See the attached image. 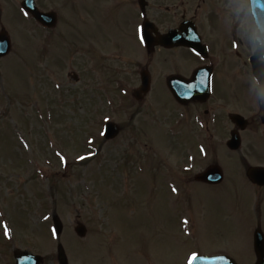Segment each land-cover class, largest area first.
Here are the masks:
<instances>
[{
    "label": "rangeland",
    "instance_id": "rangeland-1",
    "mask_svg": "<svg viewBox=\"0 0 264 264\" xmlns=\"http://www.w3.org/2000/svg\"><path fill=\"white\" fill-rule=\"evenodd\" d=\"M21 1L0 0V31L11 40L10 53L0 58V264H14L17 250L59 264L58 245L67 264H103L101 251L112 248L115 237L125 243L118 246L127 257L130 239L139 237V257L149 254L155 264H183L191 251L225 252L251 264L253 218L243 190L239 196L224 188L214 194L182 190L180 200L191 196L193 202L176 212L159 198L154 169L184 166V144L135 139L149 111L143 107L134 117L131 95L115 91L119 82L127 90L136 85L122 80L135 72L133 58L122 53L116 59L111 43L96 46L102 60L84 52L93 50L85 43L91 36L83 27L73 30L71 0H35L40 11L56 13L51 29L23 12ZM164 103L162 93L147 96L145 104L158 110L142 135L165 134L158 105ZM107 121L119 128L111 141L102 137ZM184 214L188 225L178 222ZM54 218L61 226L57 235ZM77 223L86 227L82 239L74 232ZM261 228L264 234V212ZM131 264H139L137 258Z\"/></svg>",
    "mask_w": 264,
    "mask_h": 264
},
{
    "label": "flooded vegetation",
    "instance_id": "flooded-vegetation-1",
    "mask_svg": "<svg viewBox=\"0 0 264 264\" xmlns=\"http://www.w3.org/2000/svg\"><path fill=\"white\" fill-rule=\"evenodd\" d=\"M239 2L242 0H71L70 6L73 30L83 27L91 36L85 39L90 48L111 43L116 59L120 60L122 53L133 58L130 63L135 72L122 80H135L136 85L127 90L117 79L118 95H131L142 86V79L148 80L149 91L132 100L138 106L134 117L146 107L148 116L154 118L158 109L145 104L147 96H166V103L158 104L164 109L165 134L142 135L148 118L142 114L144 122L140 120L137 129L141 133L135 138L182 139L184 166L154 169L159 198L170 201L168 208L176 212L190 208L193 202L191 196L180 200L182 190L214 194L224 188L238 196L243 190L252 213L249 234L253 237L255 232L263 234L264 212V175H248L252 169H264V102L259 99L253 75L263 77L264 66L251 52L250 33L241 27L244 13H237ZM93 50L85 47L84 52L102 60ZM101 56L113 60L106 53ZM233 140L238 142V150L231 149ZM197 162L202 166L193 167ZM209 168L221 180L211 183L199 178ZM180 221L189 224L185 214ZM114 240L112 248L101 251L103 264H119V260L131 264L135 258L139 264H155L149 254L139 257V237L130 239L131 257L120 251L118 245L125 243L117 237ZM193 254L199 255L189 252L183 264H189Z\"/></svg>",
    "mask_w": 264,
    "mask_h": 264
},
{
    "label": "water",
    "instance_id": "water-1",
    "mask_svg": "<svg viewBox=\"0 0 264 264\" xmlns=\"http://www.w3.org/2000/svg\"><path fill=\"white\" fill-rule=\"evenodd\" d=\"M254 11H258L262 7L261 0H252ZM21 7L24 11L29 13L33 19L46 27H53L56 24L57 18L55 13H42L36 8L34 0H24L21 3ZM10 40L8 34L2 29L0 31V58L7 55L10 51ZM144 90V89H143ZM147 90V88H146ZM145 90V91H146ZM143 91V92H145ZM140 92V91H138ZM136 92V94L138 93ZM142 92V91H141ZM138 97V95H135ZM117 135V128L114 124L108 123L104 129V136L106 139H111ZM211 177H214V172H211ZM54 227L58 233L61 229L60 223L57 218H54ZM75 233L78 237H84L85 227L81 224H77L74 228ZM254 251L257 255L256 264H264V238L261 234H256L254 238ZM15 264H40L41 258L39 256H33L25 252L14 253ZM58 260L60 264H66V258L61 246L58 247ZM235 264L232 260L225 257H214V258H202L197 257L194 264Z\"/></svg>",
    "mask_w": 264,
    "mask_h": 264
},
{
    "label": "clouds",
    "instance_id": "clouds-1",
    "mask_svg": "<svg viewBox=\"0 0 264 264\" xmlns=\"http://www.w3.org/2000/svg\"><path fill=\"white\" fill-rule=\"evenodd\" d=\"M236 10L237 13H244L241 27L250 33L251 52L256 55L257 63L264 66V8L254 11L252 0H242L236 4ZM253 80L258 86L259 99L264 102V84L261 83L260 76L253 75Z\"/></svg>",
    "mask_w": 264,
    "mask_h": 264
},
{
    "label": "snow or ice",
    "instance_id": "snow-or-ice-1",
    "mask_svg": "<svg viewBox=\"0 0 264 264\" xmlns=\"http://www.w3.org/2000/svg\"><path fill=\"white\" fill-rule=\"evenodd\" d=\"M83 159V158H82ZM197 259V256L193 254V256L190 258L189 264H194V261Z\"/></svg>",
    "mask_w": 264,
    "mask_h": 264
}]
</instances>
